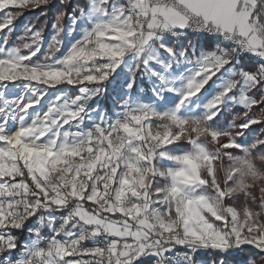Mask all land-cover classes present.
Masks as SVG:
<instances>
[{
  "label": "snow or ice",
  "instance_id": "snow-or-ice-1",
  "mask_svg": "<svg viewBox=\"0 0 264 264\" xmlns=\"http://www.w3.org/2000/svg\"><path fill=\"white\" fill-rule=\"evenodd\" d=\"M53 2L0 0V264H228L246 247L264 264V131L237 142L264 125V0H59L36 62L42 30L10 45L13 21ZM65 85L78 95H50Z\"/></svg>",
  "mask_w": 264,
  "mask_h": 264
},
{
  "label": "trees",
  "instance_id": "trees-1",
  "mask_svg": "<svg viewBox=\"0 0 264 264\" xmlns=\"http://www.w3.org/2000/svg\"><path fill=\"white\" fill-rule=\"evenodd\" d=\"M58 3H59V0H54L53 4L48 7L42 6L35 10H30V9L23 10V14L19 15L18 18L14 19L13 21L12 28L14 29V31L11 33L9 44L10 45L18 44L22 46L23 43L31 42L30 40L27 39V37L24 36L25 30H21L23 23L26 21L27 24L29 25L28 27H32L34 31L42 30L43 32L42 46H46V47H45V53L41 51L39 55L46 54L48 51V43L50 41V36L53 35L51 22L52 21L54 22V15H55V12L57 11ZM19 11L21 10H15V9L11 10V12H13L14 14ZM68 11L70 12L71 8H69ZM66 24H67V21H65V25ZM20 37H24V39L23 40L18 39ZM205 46H206L205 47L206 49H211L210 47L211 45H208L205 43ZM62 53H63V49L61 50V52L56 53V56H59ZM34 59L38 60V58H34ZM255 110H257L258 113H260L259 108H256ZM255 127L259 130H264V125H256ZM229 151L234 156L235 154L240 153L236 150H229ZM260 151H264V149H260ZM223 163H227V167L229 166V161H226V159L223 161ZM217 168H218V179L223 180V172L220 171V168H221L220 165H217ZM243 204H244L243 198H241L237 200L234 204H232V206L236 207L237 210H240L243 207ZM261 222L264 223V217L261 218ZM32 223H35V221H33ZM29 227H31V225H29ZM13 235L18 236L21 242H25L28 239L26 232L24 233L14 232ZM49 237H50V233L45 231L44 238L48 239ZM88 246H91V244L89 243ZM180 251L183 252L184 250L177 249V252H180ZM18 255H19V252L15 253L14 258ZM214 259L215 257L211 252H208L207 254H201L197 257V260L211 261V263L213 262ZM249 260H253L254 264H262V262L258 258V253L250 247H246L242 252H239L238 254L230 257L228 260V263L237 264V263L247 262Z\"/></svg>",
  "mask_w": 264,
  "mask_h": 264
},
{
  "label": "rangeland",
  "instance_id": "rangeland-1",
  "mask_svg": "<svg viewBox=\"0 0 264 264\" xmlns=\"http://www.w3.org/2000/svg\"><path fill=\"white\" fill-rule=\"evenodd\" d=\"M5 11H11V10H5ZM4 15H5V12H0V20L3 19ZM52 23H53V21L51 22V25H52ZM28 26L29 25L25 21L23 23V26H22L21 30H25V28L28 27ZM67 27H68V23L65 25L66 29H67ZM5 31H7V30H5ZM52 33H53V31H52ZM0 35H3V33H0ZM188 40H191L192 43L194 45H196L197 55L201 51H209V50H211V49H206L205 48L206 46H205V42L204 41L198 40L196 37L192 36L191 34L188 36ZM67 42H68L67 38L65 37V44H67ZM187 42H188L187 40L183 41V43H185V44ZM178 43H179V41H178ZM45 47L46 46H42V51L44 53H45ZM64 51H66V48L63 49V53H64ZM63 53L61 55L57 56V58L61 57L63 55ZM44 60H45V54L39 55L38 60L35 59L36 62H44ZM242 63L244 64L245 67L249 66L247 60L243 61ZM125 75H126L125 72H121L120 75H118L116 77V79L112 81L111 84L107 85L108 90H109V94L112 97V99L115 98L114 95H113L114 91L115 90H120L121 85L124 83ZM141 90H143L141 94L144 95V96H148V95L151 94V88L149 86V82H148L147 78H144V79H140L139 77L137 78V90H136V92L133 93V95H136L137 92H140ZM48 91H49L50 95H55L58 92H62L64 95L69 96V97H74L75 95H78V91H77L76 88H71V87L66 86V85L65 86H61L58 90L57 89H51V90H48ZM211 91H212V89L209 88L208 91L203 94L201 99H204L205 97H208L209 93ZM47 102L48 101H47V98H46L43 103L46 105ZM146 102H149V101H146ZM234 115H243V109H241L239 107H237L235 109H225L224 112L220 115V117L215 121V123L213 124V127H217V128L227 127V125L232 121ZM252 115L258 117V116H260V113H258L257 110L253 109ZM240 122L241 121L238 120L236 123L239 124ZM156 123H160V122H156ZM154 127H155V124H154ZM262 131H264V130H259L255 126H253L252 129L249 132L246 133L245 137L243 139H241V140H238L237 142L238 143H243L245 146H247L251 141L255 140L257 138V136ZM233 135H235V132H233ZM188 148H189V146L186 143H182L181 145H179V148H177L176 150L177 151H181V150H187ZM238 155H242V154H240V153L235 154V156H238ZM222 166H223V168L226 169L227 168V163H223ZM220 167H221V165H220ZM221 182H222V180H221ZM163 183H164V181L158 179L157 186H163ZM181 254H183L182 251L177 252L175 255H181ZM197 264H212V263H211V261L197 260ZM228 264H231V263H228ZM237 264H248V261L247 262H243V263H237Z\"/></svg>",
  "mask_w": 264,
  "mask_h": 264
},
{
  "label": "crops",
  "instance_id": "crops-1",
  "mask_svg": "<svg viewBox=\"0 0 264 264\" xmlns=\"http://www.w3.org/2000/svg\"><path fill=\"white\" fill-rule=\"evenodd\" d=\"M27 241V240H26Z\"/></svg>",
  "mask_w": 264,
  "mask_h": 264
}]
</instances>
